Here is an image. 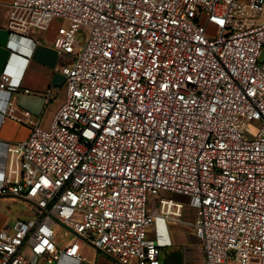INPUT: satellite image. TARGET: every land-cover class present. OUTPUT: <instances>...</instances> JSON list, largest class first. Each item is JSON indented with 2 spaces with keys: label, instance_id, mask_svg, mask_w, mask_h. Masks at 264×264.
<instances>
[{
  "label": "built area",
  "instance_id": "built-area-1",
  "mask_svg": "<svg viewBox=\"0 0 264 264\" xmlns=\"http://www.w3.org/2000/svg\"><path fill=\"white\" fill-rule=\"evenodd\" d=\"M56 17L50 44L73 60L48 124L12 96L31 90L0 74L4 119L29 126L8 143L0 196L34 208L0 229V264L79 261L83 244L117 264H162L174 232L195 239L183 264H263L264 0H12L7 10L20 34ZM155 219L192 231L164 244L148 237ZM59 224L74 234L64 246Z\"/></svg>",
  "mask_w": 264,
  "mask_h": 264
},
{
  "label": "crops",
  "instance_id": "crops-1",
  "mask_svg": "<svg viewBox=\"0 0 264 264\" xmlns=\"http://www.w3.org/2000/svg\"><path fill=\"white\" fill-rule=\"evenodd\" d=\"M11 1L0 0V74L3 70L7 71L14 82L21 83V89L31 90V93L20 90L14 92L12 96L19 108L33 115V122L40 120L43 124H48L65 99V76L61 72V66L72 62L73 57L68 54L59 55L50 44L55 32L54 27L44 31L33 29L29 34L10 31L7 10ZM50 89L53 90L54 98L47 102L45 94ZM7 95L6 92L0 91V176L5 171L8 143L21 140L29 133V126L26 124L10 118L4 119L3 108ZM2 200L20 201L23 199L0 196V201ZM33 215L32 206L31 210L19 213L16 217L29 218ZM13 220L15 219H10L2 225L0 223V229L11 225ZM174 235L177 247L193 243L191 238L193 236L189 234L174 232L172 237ZM67 243L68 241L59 245L64 246ZM81 252L83 258L79 261L63 256L60 261L53 263L40 259L39 264H117L90 244H83ZM252 264L258 263L253 262Z\"/></svg>",
  "mask_w": 264,
  "mask_h": 264
},
{
  "label": "rangeland",
  "instance_id": "rangeland-1",
  "mask_svg": "<svg viewBox=\"0 0 264 264\" xmlns=\"http://www.w3.org/2000/svg\"><path fill=\"white\" fill-rule=\"evenodd\" d=\"M60 22L61 20L58 17H56L52 24V27L56 28ZM208 31L214 35L217 33V29L215 28L213 24H209ZM88 33H89V27L86 24H83L79 32L80 37L82 39H86L88 36ZM263 59H264V49L262 50V54H261V60ZM246 129L249 131H254L255 124L248 123L246 125ZM31 207L32 205L29 204V202L24 201V200H20V201L2 200L0 201V223L1 225L10 219H16L17 218L16 216H18L19 213L29 211L31 210ZM190 211L191 210L189 208H186V213H189ZM177 229H181L180 231H184V230L192 231L190 227L183 226L176 222H171V221H167L163 219H155L154 223L148 228L147 234H148V237L154 238L157 241L166 244L169 239L168 232L171 230H177ZM55 233H56V241L59 244H65L74 235L71 230H69L68 228L60 224L56 227ZM180 233L182 234V232H179L178 234ZM191 238L194 243L195 239L193 237ZM173 239L175 240V235ZM183 247L184 246L177 247V244L167 247V249H165L161 254L162 264H164V258L167 256V253L169 254V252L172 253L173 251H177V250L180 252V257L178 258L176 256H172L169 259L168 264H183L182 263L183 256H184Z\"/></svg>",
  "mask_w": 264,
  "mask_h": 264
},
{
  "label": "trees",
  "instance_id": "trees-1",
  "mask_svg": "<svg viewBox=\"0 0 264 264\" xmlns=\"http://www.w3.org/2000/svg\"><path fill=\"white\" fill-rule=\"evenodd\" d=\"M172 256H176V257H180V252L177 250V251H173L172 253L169 252V254L167 253V256L164 258V264H168L169 263V259L172 257Z\"/></svg>",
  "mask_w": 264,
  "mask_h": 264
}]
</instances>
